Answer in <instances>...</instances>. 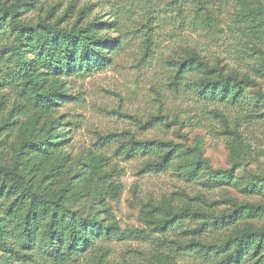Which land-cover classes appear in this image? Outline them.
Wrapping results in <instances>:
<instances>
[{
	"label": "rangeland",
	"instance_id": "rangeland-1",
	"mask_svg": "<svg viewBox=\"0 0 264 264\" xmlns=\"http://www.w3.org/2000/svg\"><path fill=\"white\" fill-rule=\"evenodd\" d=\"M208 2L220 17L210 33L195 22L192 0H0L16 22L77 23L99 38V56L46 86L58 91L40 110L18 92V29L0 30V164L30 178L33 191L55 198L64 190L67 209L86 220L77 259H61L46 230L27 237L22 227L0 242V264H219L246 223L264 226V217L241 214L264 206V102L256 101L264 98V0ZM193 52L224 75L248 77L242 100L204 99L194 70L178 80ZM25 56L46 77L34 54ZM132 140L172 143V163L152 170L159 153L131 150Z\"/></svg>",
	"mask_w": 264,
	"mask_h": 264
},
{
	"label": "trees",
	"instance_id": "trees-1",
	"mask_svg": "<svg viewBox=\"0 0 264 264\" xmlns=\"http://www.w3.org/2000/svg\"><path fill=\"white\" fill-rule=\"evenodd\" d=\"M192 1L195 3V22L206 32L214 31V28L220 25L218 23L219 9H216L217 13L214 9L210 10L208 0ZM14 10L13 6L0 3V30L9 24L18 29L15 47L18 49L19 59L23 66L21 88L18 86L20 88L18 92L19 95L30 98L36 108L43 110L45 106H50L51 97L58 91L53 87L49 92H46L45 87L49 84L54 85L55 79L59 75L69 73L75 68L89 67L90 60H95V57L99 56L94 51V46L99 38L92 35L91 32L94 29L88 28L87 25L80 27L77 23L70 29L57 24H49L47 21L25 25L14 20L16 14ZM260 17L264 18V8L258 10L257 18ZM239 20L237 17L232 22ZM251 24L254 26L255 21H252ZM150 29L151 26L148 25L147 30ZM262 36L264 38V33ZM25 49L26 52L34 54V64L46 73V77L40 78L39 73H36L37 68H31V62L28 61V58L26 59V52L24 53ZM90 53L91 59L88 56ZM190 70L197 71L201 75L198 93L207 100L223 97L222 99L230 98L233 103H238L243 98L244 89L250 83L247 80L248 77L240 78L235 72L224 75L223 68L211 64L207 58L195 52L180 61L177 79L182 80ZM16 74L19 73L17 72L13 76ZM13 81L18 82L16 79ZM250 100L251 98L246 99V101ZM256 101L257 106L261 105L264 98H257ZM1 115L0 113V124H4L7 119H3ZM12 124H16V121ZM2 128L3 126L0 125V131ZM26 130L32 134L34 129L28 125ZM32 141H34L33 138L23 141L21 148L29 147ZM39 143L41 144L40 141ZM146 143L147 145H144V143L132 140L126 145L134 151L145 150V153L157 150L156 154H159L149 166L156 171L168 168L174 159V149L169 146L172 143L159 141L158 146L153 141ZM202 162L203 159L199 157L194 167L196 172L201 171ZM210 173L213 175L212 177L224 179L226 172L211 169ZM65 195L64 190L59 192L55 198L33 191L30 178L27 179L24 174L15 173L14 167L0 164V200L3 203V206L0 204V242L6 243L4 239L6 234L8 232L16 234L22 230V227V232L27 237L40 236L41 231L46 230V237L52 245L61 244L60 250L56 253L61 259L67 261L77 259L84 241L86 220L67 209L64 203ZM241 209L242 216L264 217V206H243ZM225 217L231 218L230 215H225ZM20 224L22 225L20 226ZM204 226L205 223L201 224L199 228ZM63 240L67 242V248H64ZM234 242L237 247L234 253L225 255L220 259L219 264H231L235 260L241 261L249 256L254 258L255 264H261L264 261V226L260 228L253 223H246L244 228L237 233ZM234 256H237L236 259Z\"/></svg>",
	"mask_w": 264,
	"mask_h": 264
}]
</instances>
